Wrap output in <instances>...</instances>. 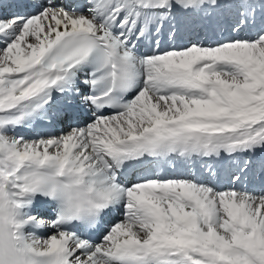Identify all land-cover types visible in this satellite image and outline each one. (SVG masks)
Instances as JSON below:
<instances>
[{
    "label": "snow or ice",
    "instance_id": "obj_1",
    "mask_svg": "<svg viewBox=\"0 0 264 264\" xmlns=\"http://www.w3.org/2000/svg\"><path fill=\"white\" fill-rule=\"evenodd\" d=\"M5 8L0 179L25 207L26 169L51 162L123 208L96 238L24 232L42 264H264V0ZM77 96L89 119L51 128Z\"/></svg>",
    "mask_w": 264,
    "mask_h": 264
},
{
    "label": "clouds",
    "instance_id": "obj_2",
    "mask_svg": "<svg viewBox=\"0 0 264 264\" xmlns=\"http://www.w3.org/2000/svg\"><path fill=\"white\" fill-rule=\"evenodd\" d=\"M26 182L29 196L43 193L58 201L60 219L98 220L109 207L83 175L51 162L29 166ZM23 208L14 198L7 179H0V264H42L41 258L24 242Z\"/></svg>",
    "mask_w": 264,
    "mask_h": 264
},
{
    "label": "bare ground",
    "instance_id": "obj_3",
    "mask_svg": "<svg viewBox=\"0 0 264 264\" xmlns=\"http://www.w3.org/2000/svg\"><path fill=\"white\" fill-rule=\"evenodd\" d=\"M10 2H11V0H5L2 4H0V15H7L9 12L15 10V9H11V8H5V5H8ZM82 2L72 1V0H58V3H61V4H75V3H82ZM77 86L80 88V95H83L82 90L87 85H85L83 83H79ZM62 95H64V94H62ZM59 97L60 96H57V98H59ZM76 98H79V97L77 96ZM73 104L74 103H71L69 105L64 106V114L57 118L56 124L50 126L51 128H53L56 131H59L61 128H63L64 130L68 129L69 125H71V124L68 122L69 117H67L68 114H67V112H65V107L73 105ZM86 121H87L86 119H81L79 121V124H83ZM21 132H24V134L26 136L32 135V133L26 129L21 131ZM253 167H256L255 162L253 164ZM113 210L116 212V215L120 216V212L123 210L122 205H113ZM53 211H54L53 206L47 202L35 203L34 206L31 208V210L29 211V214L33 215L37 220H43L46 222L44 224V230L43 231H36L33 229L32 224H29L26 227L25 233H35L38 236L49 235L52 231H54V228L51 224H49L47 222L55 221L57 219V218H55L56 215L54 214ZM112 218L115 219V217H112Z\"/></svg>",
    "mask_w": 264,
    "mask_h": 264
}]
</instances>
